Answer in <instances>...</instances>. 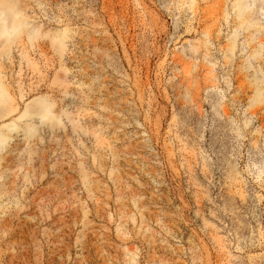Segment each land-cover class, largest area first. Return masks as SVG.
<instances>
[{"label": "rangeland", "instance_id": "374dc122", "mask_svg": "<svg viewBox=\"0 0 264 264\" xmlns=\"http://www.w3.org/2000/svg\"><path fill=\"white\" fill-rule=\"evenodd\" d=\"M236 1L18 0L0 264H264V0Z\"/></svg>", "mask_w": 264, "mask_h": 264}, {"label": "bare ground", "instance_id": "6f19581e", "mask_svg": "<svg viewBox=\"0 0 264 264\" xmlns=\"http://www.w3.org/2000/svg\"><path fill=\"white\" fill-rule=\"evenodd\" d=\"M235 5L238 8V12L242 18L241 26L247 25L246 28H249L248 24L251 23V11L247 10L248 0H237ZM10 18L12 19V26L10 32L8 31L9 33L6 36L7 42L4 45L5 52L10 50L11 45L19 39L18 37L22 32L26 31L31 39H34L39 33V29L37 27L30 26V22L27 20V15L19 6L18 0H0V39L7 32L5 26L9 22ZM56 38L61 46H64L63 35L57 34L56 37H53V39L56 41ZM6 78L7 72L0 65V120L8 117L11 114H14L18 109L15 103L14 95L10 90ZM258 96H262L260 91L258 92ZM39 101L43 102L41 98ZM46 110H49L47 105ZM26 113L30 117V115L34 114V111L28 106ZM9 137L10 136L7 135L6 132L0 129V143H2V140L5 138Z\"/></svg>", "mask_w": 264, "mask_h": 264}]
</instances>
